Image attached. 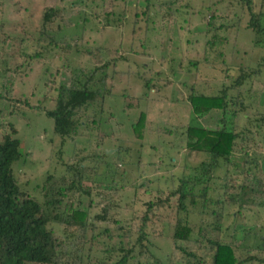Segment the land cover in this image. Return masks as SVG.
<instances>
[{"label":"rangeland","instance_id":"1","mask_svg":"<svg viewBox=\"0 0 264 264\" xmlns=\"http://www.w3.org/2000/svg\"><path fill=\"white\" fill-rule=\"evenodd\" d=\"M73 1L0 0V138L16 130L21 155L13 171L18 183L40 198L46 174L60 176L65 164L85 156L87 165L96 164L95 185L90 178L82 180L92 188L91 202L82 194L67 199L87 208L98 226L112 228L115 219L124 224L158 189L162 190L160 196L166 195L180 172L187 171L182 168L185 163L190 166L203 158L184 147L191 86L213 93L234 84L232 79L241 71L257 69L238 88L244 96L243 111L250 116L249 123L240 118L238 127L244 125L253 134L260 131L246 146L249 157L260 159L258 174L264 178V126L254 127V120L264 117V50L252 46L254 35L245 29L247 16L237 0ZM252 3L255 12L264 14V0ZM70 4L77 7L69 8ZM49 5L65 7L63 20L51 24L55 34L61 27L58 47L35 40L39 18ZM143 10L146 12L141 13ZM210 15L216 29L207 25ZM63 42L69 43V50L63 49ZM93 49L104 53L97 67L108 63L104 83L99 73L95 77L96 87H103L105 97L79 111L87 125H81L75 136L61 137L44 109L53 105L58 84L67 83L75 68L88 70L95 65L85 53ZM236 90L231 89V94ZM11 98L20 100L11 103ZM142 110L145 120L138 138L133 123ZM220 117L219 110L210 109L200 122L219 127ZM101 151L109 155V164L97 157ZM235 160L237 168L230 165L227 169L242 181L247 172L240 158ZM244 195L241 206H227L219 231L204 230L206 237L241 246L260 244L264 209L254 204L255 198L252 203L248 200V191ZM261 197L264 200V181ZM159 211L161 219L151 240L153 252L160 258L172 248L169 235L175 211ZM95 215L105 219H93ZM189 220L198 222L199 216L192 213ZM148 260L151 263L152 258Z\"/></svg>","mask_w":264,"mask_h":264},{"label":"trees","instance_id":"2","mask_svg":"<svg viewBox=\"0 0 264 264\" xmlns=\"http://www.w3.org/2000/svg\"><path fill=\"white\" fill-rule=\"evenodd\" d=\"M237 1L242 14L247 16L245 29L254 35L252 46L264 50V14L253 10L252 0ZM73 2L81 3V0ZM73 7L77 6L69 5V8ZM64 8L45 7L35 40L43 39L45 45L58 47L57 36L62 32L61 27L55 34L51 24L63 20ZM209 17L207 25L216 29L213 16ZM63 49L69 50V43L63 42ZM85 53L95 65L88 70L75 68L67 83L58 84L53 105L44 109V113L54 120V130L61 137L75 136L81 125H87L79 118V111L101 103L105 97L106 91L102 86L96 87L95 83L98 73L102 84L106 79L108 63L96 66L104 53L100 49ZM27 57L32 58V55ZM189 64L194 68L197 66L196 62ZM257 72L258 69L247 73L241 71L232 79L234 84L224 85L213 93H203L191 86L188 100L190 120L183 131L184 147L202 154L203 158L190 166L185 163L182 168L187 171L180 172L177 182L166 195L160 196L162 190L158 189L154 198L144 201L142 210L134 211L124 224L115 219L112 228L107 224L98 226L89 217L87 208L67 199L82 194L89 196L91 202L92 188L84 185L82 180L90 178L95 185V163L87 165L83 160L85 156H82L79 161L65 164L64 174L60 176L46 174L41 185L42 195L38 198L17 182L13 171V164L21 155L16 130L13 128L3 133L0 138V264H264V236L259 238L261 242L257 246H241L204 235L207 227L220 230L227 206L235 203L241 206L246 191L248 200L252 203L255 198L254 204L264 209V200H260L264 181L258 174L260 159L249 157L246 146V141L259 136L260 131L253 134L244 125L238 127L240 118L248 123L250 120L243 111L244 96L239 95L238 88ZM235 88L233 95L230 90ZM10 100L16 103L20 99ZM24 104L33 107L27 101ZM210 109L220 111L219 127L200 122ZM258 112L252 114L256 116ZM93 118L98 122V116ZM144 120L142 110L133 123V134L138 138L142 136ZM258 126H264V117L254 120V127ZM96 155L100 160L109 156L102 151ZM235 157L242 161L248 182L246 176L240 181L229 173L228 166H233L234 170L237 168ZM104 161L110 163L108 158ZM161 208H171L175 213L169 235L172 248L159 258L153 252L151 237L161 219ZM192 213L199 216L198 222L189 220ZM94 218L105 219V216L95 215Z\"/></svg>","mask_w":264,"mask_h":264}]
</instances>
